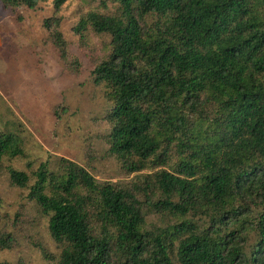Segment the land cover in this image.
<instances>
[{"label": "trees", "instance_id": "16d2710c", "mask_svg": "<svg viewBox=\"0 0 264 264\" xmlns=\"http://www.w3.org/2000/svg\"><path fill=\"white\" fill-rule=\"evenodd\" d=\"M45 1L0 0L31 10ZM117 2L74 32L109 37L91 72L111 102L108 153L125 174L150 173L131 188L101 184L59 158L32 179L10 168L11 185L48 217L57 264H264V0ZM59 26L44 22L69 61ZM20 154L17 137L0 134V160ZM144 210L174 221L145 230ZM12 243L0 235V250Z\"/></svg>", "mask_w": 264, "mask_h": 264}, {"label": "rangeland", "instance_id": "374dc122", "mask_svg": "<svg viewBox=\"0 0 264 264\" xmlns=\"http://www.w3.org/2000/svg\"><path fill=\"white\" fill-rule=\"evenodd\" d=\"M117 6V0H66L56 11L54 0L32 10L5 8L0 2V134L16 136L22 152L0 160V235L13 238L10 249L0 250V262L57 264L62 249L49 235L48 217L27 198L28 190L11 185L10 168L32 179L40 164L47 162L55 171L63 158L101 184L127 188L139 183L136 176L150 173L125 174L108 153L111 102L105 87L92 82L91 72L107 57L109 37L88 30L81 42L74 32L86 13L113 14ZM52 18L60 22L69 61L60 58L44 27ZM73 59L79 62L77 70L70 66ZM144 212L148 231L174 221Z\"/></svg>", "mask_w": 264, "mask_h": 264}]
</instances>
